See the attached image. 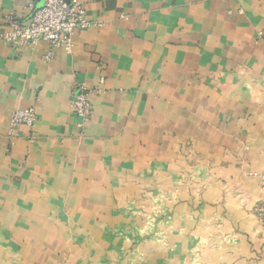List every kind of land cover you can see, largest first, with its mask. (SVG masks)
<instances>
[{
	"label": "crops",
	"instance_id": "crops-1",
	"mask_svg": "<svg viewBox=\"0 0 264 264\" xmlns=\"http://www.w3.org/2000/svg\"><path fill=\"white\" fill-rule=\"evenodd\" d=\"M79 1L99 25L49 60L0 40V259L264 264V0ZM28 13L0 0V33Z\"/></svg>",
	"mask_w": 264,
	"mask_h": 264
},
{
	"label": "built area",
	"instance_id": "built-area-1",
	"mask_svg": "<svg viewBox=\"0 0 264 264\" xmlns=\"http://www.w3.org/2000/svg\"><path fill=\"white\" fill-rule=\"evenodd\" d=\"M27 0L29 13L25 18L16 19L7 16L8 30L0 33V40L13 48L34 46L40 41L47 42L50 49L45 54L49 60L53 49L63 47L69 49L76 30H86L90 26L99 25L88 18L79 0ZM71 109L84 122L92 116L90 90L80 84L71 95ZM36 121L33 107L16 108L9 120L7 134L16 135L20 125L32 127ZM260 201L257 204L259 219L264 223V174L260 175Z\"/></svg>",
	"mask_w": 264,
	"mask_h": 264
},
{
	"label": "rangeland",
	"instance_id": "rangeland-1",
	"mask_svg": "<svg viewBox=\"0 0 264 264\" xmlns=\"http://www.w3.org/2000/svg\"><path fill=\"white\" fill-rule=\"evenodd\" d=\"M145 200V199H144ZM145 202V201H144ZM170 244V246H169ZM160 243V242H155L154 244V247H153V256H154V261L152 264H178V260L177 259H174L176 258L174 256V250L176 249V247L178 246L177 243L176 244V247L175 246H171V243ZM170 248L169 250H167V248ZM167 252H169V254H171V258L169 259V261H167L166 259L164 260H161L162 258H167ZM144 254V253H143ZM143 262H140V259L138 260L137 264H146L145 262V257L142 259ZM14 261L11 260L10 261V264H13ZM69 263V260L68 258H63L61 260V264H68ZM0 264H7V263H3V261L0 259ZM181 264H194V261L191 259L189 261V259H185V261H182Z\"/></svg>",
	"mask_w": 264,
	"mask_h": 264
},
{
	"label": "water",
	"instance_id": "water-1",
	"mask_svg": "<svg viewBox=\"0 0 264 264\" xmlns=\"http://www.w3.org/2000/svg\"><path fill=\"white\" fill-rule=\"evenodd\" d=\"M37 3L40 4L41 3L40 0H37Z\"/></svg>",
	"mask_w": 264,
	"mask_h": 264
}]
</instances>
